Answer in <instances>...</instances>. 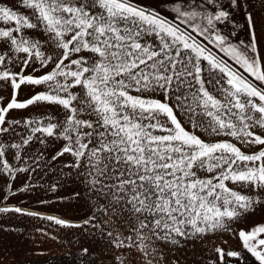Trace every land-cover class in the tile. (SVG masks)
Returning a JSON list of instances; mask_svg holds the SVG:
<instances>
[{
	"label": "snow or ice",
	"instance_id": "obj_1",
	"mask_svg": "<svg viewBox=\"0 0 264 264\" xmlns=\"http://www.w3.org/2000/svg\"><path fill=\"white\" fill-rule=\"evenodd\" d=\"M0 264H264V0H0Z\"/></svg>",
	"mask_w": 264,
	"mask_h": 264
},
{
	"label": "rangeland",
	"instance_id": "obj_2",
	"mask_svg": "<svg viewBox=\"0 0 264 264\" xmlns=\"http://www.w3.org/2000/svg\"><path fill=\"white\" fill-rule=\"evenodd\" d=\"M52 210H53V212H55L56 211V208L54 207Z\"/></svg>",
	"mask_w": 264,
	"mask_h": 264
}]
</instances>
